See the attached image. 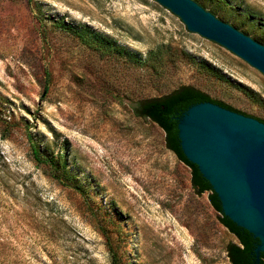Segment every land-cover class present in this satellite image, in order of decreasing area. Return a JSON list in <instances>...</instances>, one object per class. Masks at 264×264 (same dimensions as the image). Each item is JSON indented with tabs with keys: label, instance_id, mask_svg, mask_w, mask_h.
<instances>
[{
	"label": "rangeland",
	"instance_id": "rangeland-1",
	"mask_svg": "<svg viewBox=\"0 0 264 264\" xmlns=\"http://www.w3.org/2000/svg\"><path fill=\"white\" fill-rule=\"evenodd\" d=\"M196 1L264 44V0ZM184 84L264 118V73L157 0H0V264H111L108 239L125 263L232 264L210 192L135 112Z\"/></svg>",
	"mask_w": 264,
	"mask_h": 264
},
{
	"label": "water",
	"instance_id": "water-1",
	"mask_svg": "<svg viewBox=\"0 0 264 264\" xmlns=\"http://www.w3.org/2000/svg\"><path fill=\"white\" fill-rule=\"evenodd\" d=\"M200 38L222 45L264 73V44L196 0H157ZM184 153L217 192L224 213L259 239L264 252V121L212 101L179 118Z\"/></svg>",
	"mask_w": 264,
	"mask_h": 264
},
{
	"label": "trees",
	"instance_id": "trees-1",
	"mask_svg": "<svg viewBox=\"0 0 264 264\" xmlns=\"http://www.w3.org/2000/svg\"><path fill=\"white\" fill-rule=\"evenodd\" d=\"M69 28H71L72 32L80 36L88 44H92V42L95 41H98L99 43L104 42L103 40H100L104 39V36L101 33L94 31L89 26H85L83 29ZM108 46V48L123 50L122 47L118 45L116 46L113 43ZM128 55L132 61L140 62L138 57L133 53H128ZM158 60L159 59L156 58L154 61L158 62ZM202 101H212L230 109L247 114L246 112L235 108L231 104H228L223 100L213 98L209 93L189 84L181 85L172 92L161 96L139 100L136 103L135 112L137 115L149 118L162 127L166 133V143L168 148L174 151L179 159L190 167L192 173V184L197 189V192L199 194L207 191L210 192V202L220 213L221 222L238 239L237 242H230L227 246L228 256L232 264H264V252L261 253L259 261L255 253V247L259 242V239L248 229L237 225V223L224 213L222 203L217 192L213 189L211 183L204 177L198 165L189 160L183 151L181 139L179 137V118L189 109V107ZM257 118L264 121V118ZM30 141L32 153L38 162H51L52 165L55 164V170L62 172L61 176L63 179L67 180L68 183L74 184L76 188H82L79 183L73 182L77 178L75 175L70 173L67 167V160H63L62 162L57 161L54 163L55 159L52 160L49 156H46V154L41 150L39 143L34 141L31 134ZM107 244L111 255V264H130L125 263L122 254L119 252V246H116L111 239H108Z\"/></svg>",
	"mask_w": 264,
	"mask_h": 264
}]
</instances>
